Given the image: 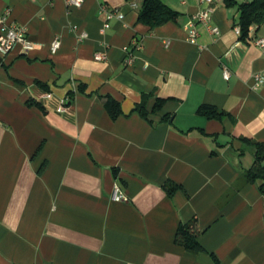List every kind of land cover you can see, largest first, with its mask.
I'll return each instance as SVG.
<instances>
[{
	"label": "crops",
	"instance_id": "0c3cea01",
	"mask_svg": "<svg viewBox=\"0 0 264 264\" xmlns=\"http://www.w3.org/2000/svg\"><path fill=\"white\" fill-rule=\"evenodd\" d=\"M135 1L0 0V33L9 10L34 45L0 57V264H264L262 180L247 177L251 141L264 142V85L253 88L264 24L242 39L239 5L252 0H213L220 34L199 23L195 45L185 27L198 0H164L180 16L155 28ZM104 3L125 18L106 28ZM144 94L150 110L165 100L148 118L134 110ZM106 95L121 104L116 119ZM203 104L230 115L209 119ZM167 181L182 188L169 196ZM116 185L127 200L112 199ZM194 218L197 254L175 239Z\"/></svg>",
	"mask_w": 264,
	"mask_h": 264
},
{
	"label": "trees",
	"instance_id": "16d2710c",
	"mask_svg": "<svg viewBox=\"0 0 264 264\" xmlns=\"http://www.w3.org/2000/svg\"><path fill=\"white\" fill-rule=\"evenodd\" d=\"M131 1V0H129ZM230 5L235 4V0H228ZM240 17L239 26L241 27V38L246 39L250 34L251 26L257 24H264V0H252L248 3L239 5ZM180 13L168 5L164 0H142V4L139 8V22L155 28L169 21H176ZM83 89V88H82ZM105 104V108L113 119L118 118L122 113V107L119 101L110 95L102 96ZM151 94H144L142 101L137 104L135 111L139 112L143 117L148 118L150 112H157L162 108L165 100L162 98H156L152 109L148 108V100ZM29 105L41 106L39 102L30 100ZM42 107V106H41ZM198 113L206 116L209 119L222 120L226 116L230 115L224 110H220L215 106L203 104L200 106ZM164 120H169L171 117L165 115ZM255 148V161L253 167L247 172V177L250 181H256L261 179L260 191L264 196V142L251 141ZM45 164L41 167L40 173L43 171ZM117 174V170H115ZM169 196H173L181 185L174 181H167L164 184ZM201 231L198 227V220L196 218L184 223L181 222L176 232V242L182 245L186 251L197 254L207 251L200 242ZM216 264H220L218 258L212 254Z\"/></svg>",
	"mask_w": 264,
	"mask_h": 264
},
{
	"label": "built area",
	"instance_id": "2783aa9c",
	"mask_svg": "<svg viewBox=\"0 0 264 264\" xmlns=\"http://www.w3.org/2000/svg\"><path fill=\"white\" fill-rule=\"evenodd\" d=\"M199 3L203 6L200 12L194 14L192 18L189 20V22L186 25V31H187V39L190 43L198 45L199 44V30H198V24L202 23L206 25L211 32L214 34L219 35L220 30L218 27L213 26L211 24V18H212V2L213 0H198ZM66 3L69 7H76L80 8L84 4V0H66ZM130 4L132 7L137 8L138 4L135 0H131ZM101 11L104 13L105 16V27L109 28L111 21L114 19L123 20L125 18V14L118 8H109L107 4H101L100 6ZM9 14V10L6 11L5 16L2 19V29L0 33V57L4 58L9 51L16 45L21 44L25 51L31 50L34 45L28 38V32L27 28L24 26H19L16 24H10L7 23L6 16ZM235 31L238 35L241 36V27L239 25L235 26ZM89 34L85 31H81L78 34V40L82 42L84 39L88 38ZM169 42H167L168 44ZM254 43L258 45L261 48H264V37H259L255 39ZM133 44L135 48H140L141 44L134 40ZM61 45V41L59 38H56L52 45L51 49L53 52H56ZM233 48V47H232ZM232 50V49H231ZM230 51H228L227 54H229ZM130 54V52H128ZM106 57V52L100 51L96 54L97 59H104ZM223 69V75L226 80H229L231 78V70L226 64L222 65ZM254 84L253 88L257 89L260 86L264 85V73H255L254 76ZM112 199L114 201H125L127 200V197L122 192L121 188L116 185L113 193H112Z\"/></svg>",
	"mask_w": 264,
	"mask_h": 264
}]
</instances>
